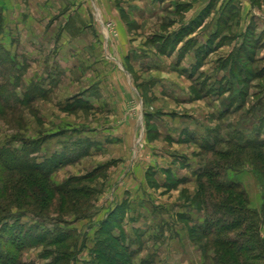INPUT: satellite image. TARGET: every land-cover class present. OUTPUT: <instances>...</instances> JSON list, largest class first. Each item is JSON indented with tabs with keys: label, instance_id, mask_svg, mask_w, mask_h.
Instances as JSON below:
<instances>
[{
	"label": "rangeland",
	"instance_id": "rangeland-1",
	"mask_svg": "<svg viewBox=\"0 0 264 264\" xmlns=\"http://www.w3.org/2000/svg\"><path fill=\"white\" fill-rule=\"evenodd\" d=\"M118 2L136 40L127 80L137 89L126 108L129 119L115 126L119 153L111 142L92 146L94 139L102 140L100 133L87 142L79 141L74 129H64L86 123L80 101L70 95L94 77L84 71L92 57L81 56L69 42L59 47L56 42L55 52L44 45L39 60L48 62L35 65L41 80H33L34 67L9 49H16L17 34L44 31L32 24L36 29H29L31 14L24 10L30 0L25 8L20 1L0 0V38L6 35L0 46L21 70L16 91L35 96L0 118V148L7 157L33 153L38 162L44 155L61 156L66 162L52 172V184L71 181L79 191L49 200L42 187L28 188L32 199L21 189L20 199L11 201V215L0 209V256L23 264H264V160L254 154L258 141L264 142V0ZM103 24L117 33L113 22ZM33 44L21 41L20 53L33 59L40 49ZM75 63H83V73L74 71L80 66L65 72ZM69 100L75 106L71 116L62 111L64 101L71 108ZM92 117L96 128L103 123L97 131L111 129L109 121H99L100 114ZM215 183H236L246 194L237 211L219 223L213 209L208 211L211 202L224 199L225 190ZM238 217L244 223L234 231L209 232ZM19 222L46 239L8 250L1 228ZM231 241L248 253L225 249Z\"/></svg>",
	"mask_w": 264,
	"mask_h": 264
},
{
	"label": "crops",
	"instance_id": "crops-1",
	"mask_svg": "<svg viewBox=\"0 0 264 264\" xmlns=\"http://www.w3.org/2000/svg\"><path fill=\"white\" fill-rule=\"evenodd\" d=\"M19 1L21 2L19 5L22 6V8H25L26 0H16V3H19ZM24 11L31 14V16L28 17L29 25L32 24L33 26L36 25L42 27L41 30L44 31V34L41 36L31 34L33 31H31L30 35L26 37L23 35L18 36L19 34H17V36L13 38V43L16 45V49L14 52L12 49L9 50L15 55H20L22 59L26 58L30 63L29 69L32 70L34 67L32 70L33 72H35V65H39V63L47 65L48 60H39L40 52L45 47L44 45L49 47L47 51L53 49L55 52L56 42L58 47L60 44L62 45V43L64 45V42H69L68 44L70 47L75 50L78 49L81 56L84 55L88 59L92 57L93 61L87 62L84 71L86 70L85 73H94V77L88 79L86 82H80V91L78 95H70V97H74L73 99H78L80 101V108L85 114L86 123L83 124V122H81V124H71L64 129L71 132H73L74 129L75 133L79 135L78 140H87V142L91 141L90 139H94L92 138V135L96 132L100 133V136L103 135V137L100 138L102 140L94 139V144L92 143V146L102 148L104 144L111 142L116 145L115 150L119 153L117 139L119 129L118 127L115 128V126H119L118 121H124L125 118L129 119V114L126 108L135 97V90L137 89L134 88V83L131 85L130 81L127 80V73H133L129 64L132 61V54L135 52L136 40L130 31L131 22H128L122 14L118 0H30L29 9ZM38 12L41 13V16ZM34 13H38V18H36ZM60 14L62 15L61 17ZM103 22H113L116 26L117 33H110L109 30L103 27ZM23 23L24 22H22V25ZM32 25L29 26V29L31 30L32 28L35 30L36 28ZM25 30H28L27 27ZM3 37L5 40L6 35L4 34V36L0 38V42ZM36 38L38 39V42L37 44H33V41H35ZM73 40H80L86 43L82 46L81 44H76L74 46ZM21 41H30L32 42L33 47L35 46L37 50L40 48L37 52L38 54H35L33 59L30 56L29 58L25 52L20 53V49L22 48L20 47ZM102 47L106 50L105 52ZM85 50L88 51L86 52ZM105 53H107L108 56L110 55V58H107V56L105 57ZM47 58L49 59V55H47ZM70 66H80L78 68L76 67L74 71H83L81 68L83 63H75L74 65L67 64V68L69 69L65 70V72H73ZM36 72L33 75V80L36 79L39 81L41 80V75L40 72H37V74ZM106 77L108 80L103 83L105 86H102V82ZM70 79L74 81L73 78ZM79 80L77 81L78 83ZM44 81L45 80H43V82ZM47 81H49V79ZM43 82H41L42 86L44 85ZM108 100H110V102H108ZM64 103L62 111L67 112L70 115L71 112L75 110L73 104L74 100L68 101V103L71 104L70 106L72 109L66 107L67 101H64ZM95 112L101 116L99 121H109L108 125H111V129H107V132L102 133L97 130L99 128L101 129L100 126L103 125V123L99 124L100 126L98 125L97 128L95 124H90L91 121L94 120V117L92 116H94ZM63 145L65 147L67 144L64 142ZM122 151L124 153H129V145H124ZM48 157L49 155L42 156V161ZM120 168L127 169L124 164L120 166ZM118 177L119 176L115 179H118ZM57 183L61 184L63 182L61 181Z\"/></svg>",
	"mask_w": 264,
	"mask_h": 264
},
{
	"label": "trees",
	"instance_id": "trees-1",
	"mask_svg": "<svg viewBox=\"0 0 264 264\" xmlns=\"http://www.w3.org/2000/svg\"><path fill=\"white\" fill-rule=\"evenodd\" d=\"M0 49H2L0 51V118H2L7 116V112L12 113L16 111V108L22 105H27L35 96L32 95L31 99L26 98V96H18V92L16 90L19 88V85H21L20 65L18 66L17 60L11 55L9 50H5L2 46H0ZM13 73L16 74L15 80L11 79L13 78ZM261 148H264V142L259 140L258 146H254V154L259 159L264 160V151L260 150L258 152ZM1 149L2 148H0V184H2L3 188L0 189V199H2L3 202L0 201V209H2L7 215H11L12 213V206L10 205L11 201H17V199H20L18 198V194H20L21 189L24 192L26 191L29 193L28 188L36 189L38 187H42L44 194L43 198H48L49 200L51 196L52 199L55 198L57 195L56 193L61 195L62 200H66L70 198L71 194H74V192H79L76 188L70 186L71 181L63 184H52V181L50 180L52 172L66 162L64 161V158L60 159L61 156L59 157V155H55L54 158L52 157L53 159L47 158L38 162L33 153H30L28 157L17 152L18 154L11 153L10 157H7L3 154ZM28 158L30 160H28ZM55 159L59 160L56 161ZM43 162L46 163L41 164ZM49 162L51 164H49ZM215 175L216 174H212L211 176L214 177ZM215 185L219 189L221 188L225 190L224 199L220 203L209 202L210 208L208 207V211H210L209 209H213L210 214H216V217H218L216 219V223H219L223 221V215L226 216L227 213L231 214L237 211L236 206H239L241 203L243 204V202L246 201V194L244 191L239 189V186L236 183H228L226 185L222 183H215ZM46 190H48V194H46ZM34 195L33 191L28 194L31 199L35 197ZM239 219L242 220V218L238 217L237 219H234V221L236 220L235 222L232 224L229 223V226H224L222 230H216L214 228L212 231L211 228L209 232H211V234H220L234 231L235 229L241 227L244 223V220L239 222ZM1 231L8 235L7 238H4V236L1 237L3 246L11 251H20L28 244L33 245L38 241L46 239L43 234L41 235L40 232L37 233L34 227L24 230L22 222H19L17 225L15 223L10 225L8 224L6 226L4 225L2 226ZM209 232H207V234ZM229 245V248L225 247V249L230 251L231 249H237L241 251H237V254H239L238 256L248 253V251L243 249L242 246H237L238 242L231 241ZM219 249L222 251L223 248L220 247ZM13 258L1 255L0 264H23L18 262V258ZM243 261H241V264H246V262Z\"/></svg>",
	"mask_w": 264,
	"mask_h": 264
}]
</instances>
